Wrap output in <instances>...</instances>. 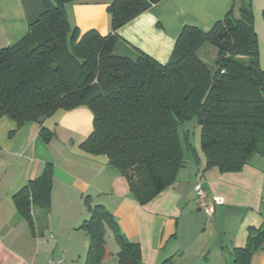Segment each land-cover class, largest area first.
<instances>
[{"label": "trees", "instance_id": "16d2710c", "mask_svg": "<svg viewBox=\"0 0 264 264\" xmlns=\"http://www.w3.org/2000/svg\"><path fill=\"white\" fill-rule=\"evenodd\" d=\"M74 0H42L38 19L15 42L0 48V119L19 128L57 110L87 108L92 131L79 143L89 154L104 155L128 182L140 204H147L171 185L184 165V149L194 148L181 123L196 119L203 170L238 172L258 155L264 158V69L258 64L252 0H242L239 15L231 10L203 31L185 25L167 62L138 51L113 52L116 30L160 0H112L107 10L111 32L80 34L64 5ZM264 19V8L262 9ZM209 43L216 47L213 71L198 56ZM48 141L52 132L41 127ZM52 168L14 195L20 215L33 227L32 204L46 206ZM90 216L80 228L88 236L84 264H100L104 227L118 244L117 264H141L138 242L126 240L112 214L85 200ZM264 250V228H249L246 244L233 250L234 264H249Z\"/></svg>", "mask_w": 264, "mask_h": 264}, {"label": "crops", "instance_id": "0c3cea01", "mask_svg": "<svg viewBox=\"0 0 264 264\" xmlns=\"http://www.w3.org/2000/svg\"><path fill=\"white\" fill-rule=\"evenodd\" d=\"M111 2H67V20L80 34L94 29L106 35ZM241 3L160 0L116 30L113 52L136 56L141 51L165 63L185 25L206 31L229 10L237 17ZM42 11V0H0V48L19 39ZM91 117L87 108L78 107L19 128L8 117L0 119V264H84L88 236L80 225L90 216L85 200L102 205L121 235L140 244L141 264H234L233 250L245 246L249 228H264L263 157L252 156L238 172L203 170L204 155L192 145L195 157L185 149L192 159H185L174 182L140 204L106 156L80 148L92 131ZM41 127L52 132L48 141ZM47 164L52 168L49 203L32 204V227L18 212L14 195L40 177ZM198 177L208 198L223 197L212 216L195 202ZM104 248L100 264H117L119 247L108 225ZM249 264H264V250L254 251Z\"/></svg>", "mask_w": 264, "mask_h": 264}, {"label": "rangeland", "instance_id": "374dc122", "mask_svg": "<svg viewBox=\"0 0 264 264\" xmlns=\"http://www.w3.org/2000/svg\"><path fill=\"white\" fill-rule=\"evenodd\" d=\"M252 9V22L254 29L257 33L258 40V64L260 68L264 69V19L262 17V9L264 8V0H253L251 1ZM198 56L207 64L211 71L215 68V61L217 57L216 47L209 43H205L199 50ZM178 133L180 140L183 144V135L188 134L189 140L194 147H197L199 154L203 158V153L199 148V137H200V126L197 124L196 119L185 121L181 123L178 127ZM184 155L186 160H191V156L184 149ZM190 158V159H189Z\"/></svg>", "mask_w": 264, "mask_h": 264}, {"label": "built area", "instance_id": "2783aa9c", "mask_svg": "<svg viewBox=\"0 0 264 264\" xmlns=\"http://www.w3.org/2000/svg\"><path fill=\"white\" fill-rule=\"evenodd\" d=\"M193 189L197 206L207 216H212L215 212L216 205L222 204L224 202L222 196L214 195L210 198L207 197V191L200 177L196 179ZM48 264H52V262H49Z\"/></svg>", "mask_w": 264, "mask_h": 264}]
</instances>
